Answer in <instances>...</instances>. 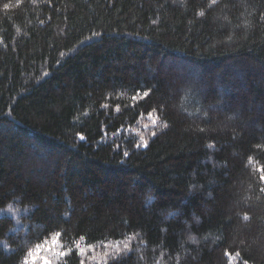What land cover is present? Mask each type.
Wrapping results in <instances>:
<instances>
[{"label": "trees", "instance_id": "16d2710c", "mask_svg": "<svg viewBox=\"0 0 264 264\" xmlns=\"http://www.w3.org/2000/svg\"><path fill=\"white\" fill-rule=\"evenodd\" d=\"M262 176L264 0H0V264H264Z\"/></svg>", "mask_w": 264, "mask_h": 264}, {"label": "clouds", "instance_id": "9594fccd", "mask_svg": "<svg viewBox=\"0 0 264 264\" xmlns=\"http://www.w3.org/2000/svg\"><path fill=\"white\" fill-rule=\"evenodd\" d=\"M142 197L145 200H150L153 202H155L157 199L154 190L151 188L146 189L142 194ZM55 244L56 239L54 235L46 247L39 245L36 241H29V243L24 247V252L18 259L17 264H24L25 256L28 257L27 264H52L47 253L54 250Z\"/></svg>", "mask_w": 264, "mask_h": 264}, {"label": "rangeland", "instance_id": "374dc122", "mask_svg": "<svg viewBox=\"0 0 264 264\" xmlns=\"http://www.w3.org/2000/svg\"><path fill=\"white\" fill-rule=\"evenodd\" d=\"M224 104H226V100H224L223 103H221V104H216L215 107L219 108L221 105L224 106ZM208 108H209V107H208Z\"/></svg>", "mask_w": 264, "mask_h": 264}, {"label": "snow or ice", "instance_id": "6c2138e0", "mask_svg": "<svg viewBox=\"0 0 264 264\" xmlns=\"http://www.w3.org/2000/svg\"><path fill=\"white\" fill-rule=\"evenodd\" d=\"M4 7L7 8V7H9V5L5 4ZM261 179H264V176H262ZM61 255H63V253H61Z\"/></svg>", "mask_w": 264, "mask_h": 264}]
</instances>
